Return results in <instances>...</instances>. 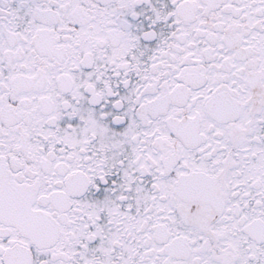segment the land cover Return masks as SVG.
Masks as SVG:
<instances>
[{
    "label": "snow or ice",
    "instance_id": "snow-or-ice-1",
    "mask_svg": "<svg viewBox=\"0 0 264 264\" xmlns=\"http://www.w3.org/2000/svg\"><path fill=\"white\" fill-rule=\"evenodd\" d=\"M0 264H264V0H0Z\"/></svg>",
    "mask_w": 264,
    "mask_h": 264
}]
</instances>
